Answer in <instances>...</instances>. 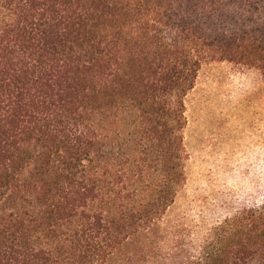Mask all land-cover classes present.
I'll list each match as a JSON object with an SVG mask.
<instances>
[{"label": "trees", "instance_id": "obj_1", "mask_svg": "<svg viewBox=\"0 0 264 264\" xmlns=\"http://www.w3.org/2000/svg\"><path fill=\"white\" fill-rule=\"evenodd\" d=\"M210 63L264 84V0H0V264H264V201L168 215Z\"/></svg>", "mask_w": 264, "mask_h": 264}, {"label": "rangeland", "instance_id": "obj_2", "mask_svg": "<svg viewBox=\"0 0 264 264\" xmlns=\"http://www.w3.org/2000/svg\"><path fill=\"white\" fill-rule=\"evenodd\" d=\"M186 182L168 215L201 228L264 201V84L254 69L202 66L186 98Z\"/></svg>", "mask_w": 264, "mask_h": 264}]
</instances>
